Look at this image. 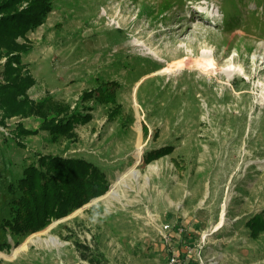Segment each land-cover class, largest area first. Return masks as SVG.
<instances>
[{
  "label": "rangeland",
  "instance_id": "obj_1",
  "mask_svg": "<svg viewBox=\"0 0 264 264\" xmlns=\"http://www.w3.org/2000/svg\"><path fill=\"white\" fill-rule=\"evenodd\" d=\"M52 4L20 63L0 58V93L26 99L0 105V154L92 161L107 191L16 241L0 232V264H264L248 226L264 215V0Z\"/></svg>",
  "mask_w": 264,
  "mask_h": 264
},
{
  "label": "trees",
  "instance_id": "obj_2",
  "mask_svg": "<svg viewBox=\"0 0 264 264\" xmlns=\"http://www.w3.org/2000/svg\"><path fill=\"white\" fill-rule=\"evenodd\" d=\"M25 2L27 6L21 9ZM52 9V0H0V58L6 57L8 60L5 67H9L5 71L10 70L13 63H20V52L26 48L19 39H26L28 33L46 20ZM238 20L239 18L230 16L226 21L227 27ZM12 70L18 71L19 75L22 71L21 68ZM29 80L30 78H25L22 85L26 89ZM15 88L18 92H23L20 82ZM10 99L14 101L13 105L17 103L15 96L5 97L4 92L0 93V105L10 106ZM25 100L19 101V106H12L11 114H23L22 105ZM47 121L44 124H48ZM72 122L66 118L59 119L58 124L50 125V129L55 130L57 135L65 134L73 128ZM13 140L19 139L15 137ZM22 156H17L19 161L14 163L15 167L6 165V159L0 154V168H4L3 171L0 170V176L6 179L1 191L10 198L5 201H8L7 209L0 219V232L11 233L15 241L16 238L42 230L52 218L65 216L107 191V174L92 161L44 156L28 163L29 160ZM262 216L253 217L248 225L249 229L264 232V215ZM82 248L87 250L85 246ZM83 258L89 264H99L98 260L86 256Z\"/></svg>",
  "mask_w": 264,
  "mask_h": 264
},
{
  "label": "built area",
  "instance_id": "obj_3",
  "mask_svg": "<svg viewBox=\"0 0 264 264\" xmlns=\"http://www.w3.org/2000/svg\"><path fill=\"white\" fill-rule=\"evenodd\" d=\"M168 228H169L168 226L165 227V229H168ZM169 264H187V263L180 261V260L178 259V257H176V256L174 255V256H172V257L170 258V260H169Z\"/></svg>",
  "mask_w": 264,
  "mask_h": 264
}]
</instances>
